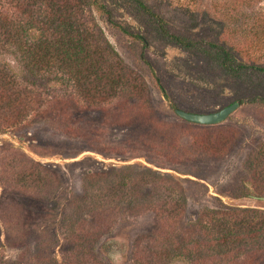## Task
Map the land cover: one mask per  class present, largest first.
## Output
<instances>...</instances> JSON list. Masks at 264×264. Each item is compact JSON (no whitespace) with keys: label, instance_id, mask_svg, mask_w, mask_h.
Listing matches in <instances>:
<instances>
[{"label":"rangeland","instance_id":"1","mask_svg":"<svg viewBox=\"0 0 264 264\" xmlns=\"http://www.w3.org/2000/svg\"><path fill=\"white\" fill-rule=\"evenodd\" d=\"M93 1L82 2L80 28L95 58L89 65H53L50 77L33 79V108L45 113V101L79 99L76 80L60 73L69 70L82 72L80 84L99 104L81 98L80 111L70 106L57 125L47 113L0 124V264H144L158 232L152 209L180 219L176 237L206 210L257 214L264 223V74L226 75L205 47L231 44L238 62L263 67L264 0ZM161 26L199 48H182ZM41 33L35 25L28 35ZM10 53L1 50L0 60L21 80ZM126 87L142 92L130 97ZM233 102L236 109L213 126L173 112L206 114ZM162 123L171 125L169 136ZM67 127L73 131L65 135ZM203 138L223 145L221 153L194 149ZM175 141L184 156H167L164 148ZM124 167L133 168L130 176L149 169L175 183L129 184L112 194L113 174ZM100 172L110 175L83 191V176ZM96 208L104 210V223L93 215ZM257 244H241L240 264H264V240Z\"/></svg>","mask_w":264,"mask_h":264},{"label":"trees","instance_id":"2","mask_svg":"<svg viewBox=\"0 0 264 264\" xmlns=\"http://www.w3.org/2000/svg\"><path fill=\"white\" fill-rule=\"evenodd\" d=\"M82 2L87 5H96L93 0H0V53L4 48H9V52L17 64L16 68H20L23 78L19 80L13 68L9 67L5 61L0 60V124L16 125L27 116L40 117L47 113V115L53 116V121L57 125L68 115L67 110L70 106H73L75 110L78 109L77 106L81 98H85L83 100H87L93 106L99 104L98 100H102L98 99L97 95L90 94L88 89L80 84L79 78L82 72L69 70L60 73L76 80V92L79 99L74 100L73 103L70 98L45 101L43 104L47 107L45 113L38 106L35 107L37 109L33 108L34 96L37 93L34 89L33 79L41 76L50 77L51 73L49 72L53 65L62 64L65 67L71 64L75 66L89 65L90 61L95 58L91 54L92 47L80 28L84 8ZM136 2L138 6H141L138 1ZM35 25L42 31L38 38L28 35ZM160 32L184 49L199 48L198 43L179 38L162 26ZM226 32L229 33V31ZM205 47L206 52L211 54L214 64L226 75H234L243 72L244 69L264 74V66H246L242 62H238L234 58V46L231 44L227 45L225 42L223 45L206 43ZM90 67V70L93 69V65ZM121 79L123 78L121 77ZM85 80L86 78L83 79V81ZM115 80L116 84H120V78L116 77ZM111 82L112 86H116L113 80ZM158 88L165 98L162 89L159 86ZM46 90L48 89L46 88ZM123 91L130 97H137L140 96L142 89L126 87ZM162 125L166 135L169 136L171 125L165 123ZM54 129L63 134L58 127L54 126ZM69 131L72 132L73 129L67 127L65 135ZM191 145L193 146V144ZM179 147L178 141H175L172 144L169 143L164 151L167 156L173 154L174 157L179 158L185 155L183 149ZM193 148L217 155L221 153L223 145H215L210 143L207 138H203ZM132 169V167H124L114 172L113 177L118 181L114 188L109 189L110 193H118L129 184L135 187L136 185L153 186L156 183L165 186L166 183L168 185L175 183L172 180L174 177L157 174L149 169L143 170L140 172L141 174L130 176L127 172ZM109 175L101 172L84 175L82 190L89 191L92 188L91 181H98ZM137 177L142 178L139 180L141 183L133 179ZM151 188L155 189L154 186ZM146 204L148 208L152 206L149 202ZM152 210L159 217L157 220L158 232L156 239L152 241V253L146 258L144 264H170L173 260H184L190 264H240L241 244L247 246V243L256 242L257 244L261 239L264 240V223H260L261 219L257 214L252 218H247L242 215H217L213 211L206 210L202 212L204 216L198 214L194 221L186 223L185 233L176 237L178 235L177 222L180 219L169 218L165 209H161L159 212ZM95 211H100L93 214L99 221L98 223H104L107 219L103 215L104 210L96 208ZM257 245L259 246V244ZM261 246L263 247L260 251L264 253V245Z\"/></svg>","mask_w":264,"mask_h":264},{"label":"water","instance_id":"3","mask_svg":"<svg viewBox=\"0 0 264 264\" xmlns=\"http://www.w3.org/2000/svg\"><path fill=\"white\" fill-rule=\"evenodd\" d=\"M238 106L237 102L230 103L229 105L219 109L218 111L197 114L190 113L179 109H174V114L181 120L200 126H211L224 121Z\"/></svg>","mask_w":264,"mask_h":264}]
</instances>
